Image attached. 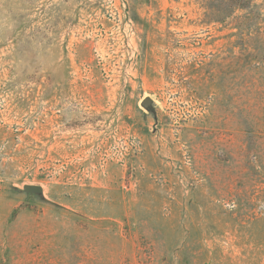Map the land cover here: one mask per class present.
Wrapping results in <instances>:
<instances>
[{
	"label": "rangeland",
	"instance_id": "obj_1",
	"mask_svg": "<svg viewBox=\"0 0 264 264\" xmlns=\"http://www.w3.org/2000/svg\"><path fill=\"white\" fill-rule=\"evenodd\" d=\"M249 1L0 0V264H264Z\"/></svg>",
	"mask_w": 264,
	"mask_h": 264
},
{
	"label": "trees",
	"instance_id": "obj_2",
	"mask_svg": "<svg viewBox=\"0 0 264 264\" xmlns=\"http://www.w3.org/2000/svg\"><path fill=\"white\" fill-rule=\"evenodd\" d=\"M225 2L230 7V14H233L235 8H247L251 5L249 0H225Z\"/></svg>",
	"mask_w": 264,
	"mask_h": 264
},
{
	"label": "water",
	"instance_id": "obj_3",
	"mask_svg": "<svg viewBox=\"0 0 264 264\" xmlns=\"http://www.w3.org/2000/svg\"><path fill=\"white\" fill-rule=\"evenodd\" d=\"M152 104V99L151 98H147L144 101V105L145 106H150ZM25 189L29 192H35V193H41L43 192V187L41 185L38 184H26L25 185Z\"/></svg>",
	"mask_w": 264,
	"mask_h": 264
}]
</instances>
